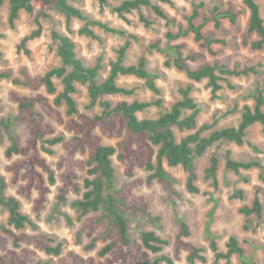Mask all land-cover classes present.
<instances>
[{"label":"rangeland","instance_id":"374dc122","mask_svg":"<svg viewBox=\"0 0 264 264\" xmlns=\"http://www.w3.org/2000/svg\"><path fill=\"white\" fill-rule=\"evenodd\" d=\"M261 5L264 18V0H257ZM121 1H110L109 5L101 7L95 0H76L73 4L81 9L92 21H98L118 30H124L127 35H134L131 39V48L126 56V64H137L139 59L144 57L147 61V68L153 75H157V85L162 90V105L153 106L140 118H155L163 111L171 108L178 100L182 99L180 89L188 84L193 85L192 96L196 99L201 112L198 116V126L210 124L214 129H221L228 126H237L241 121L242 114L246 107L255 105V95L258 90H264V49L254 50L251 43L259 40L255 33L248 32L250 11L242 0H172V3L158 4L162 7L168 18L157 16L149 7L134 10L125 14L123 19L114 11ZM204 3V7H199ZM219 11L214 13V7ZM34 12H22L15 27L9 24V5L5 4L0 10V31L3 34L0 42L2 44L3 57L0 58V72H8L12 78H21V71L26 70L30 75H43L48 70L61 65V58L58 53L59 41L54 37V32L71 38L77 45V54L87 65H94L101 62V81L105 80L111 69V64L117 60L119 49L125 44L126 37L121 34L105 32L99 26H90L100 37V40L92 39L79 33L86 21L72 19L68 24L67 18L55 8L45 5L41 1L34 2ZM199 11V16L194 20L195 25H203L202 33L206 39L214 38L224 40L225 43H214L212 45L216 55H212L206 48L200 46L195 40V34L189 25V18L194 10ZM231 11L238 14L235 24L229 19H219L218 13ZM145 16L152 24L146 26L141 21ZM220 20V27L216 21ZM40 29V36L27 42V54L24 50L18 51L22 39L34 31ZM173 37H170V35ZM218 62L225 64L232 69L236 65L240 69L250 66L257 69V73H249L242 76H222L220 84L223 89L214 98L212 88L208 79L202 81L191 80L186 70H197L200 66ZM180 64L185 70H179L176 65ZM58 93L63 90L61 80L54 79ZM118 83L127 88H136L132 96L113 95L106 99L114 103L119 101L132 102L134 100L153 101L157 96L148 88L146 80L135 76H120ZM78 93L74 96L79 111L88 115H95L101 112V107L89 108L90 99L88 86L78 84ZM19 96H33L41 93L51 100L55 95L47 93L45 87L38 91L30 90L27 87L16 85L12 79H0V121L10 120L13 122L12 133L22 146H28L29 155H38L43 158L56 177V185L50 186L51 193L43 209H34L38 193L33 192L31 197L20 194V187L26 183L22 178L17 184L13 182V174L8 167L20 162L24 158L15 155L8 158L7 149L11 141L2 127H0V177L6 184V194L14 197L22 203L23 212L28 215L36 228L27 227L24 230H16L9 225V213L0 204V222L13 231L16 235L38 240L41 243H50L56 246L62 243V253L59 256L47 254L38 250L27 241H19V246L8 236L6 232L0 231V258H4L9 251L20 253L22 249L36 251V256L29 264H71L70 254L87 260L92 258L95 264L103 259L99 256L100 249L109 241L111 232L107 225L103 224L94 232V240L88 238L84 231L86 222L94 218L95 214L81 215L72 203L83 197L86 191L83 179L86 173H81L80 187L78 193H71L68 203L63 205L61 212H56L54 206L58 187L61 183L62 170L58 168L61 158L65 155L63 143L51 146L44 140L35 139L34 128L37 125L48 123L55 131V136H62L68 141L72 135L64 130L44 111L36 107L29 118L22 119L18 104L13 101L12 94ZM66 106L61 107L64 118L68 119ZM192 111H187L186 115ZM179 138L195 132L180 131L174 128ZM205 132L204 134H209ZM96 134L100 136L102 143L116 147L118 139L104 135L99 129ZM53 136L47 137L51 139ZM247 142L249 144L238 146L231 142H220L208 149L207 153L196 162L197 180L196 186L200 189L199 194H193L187 189L188 173L182 167L165 168L173 176L176 182L171 189L166 188L158 181L151 184H144L136 188L135 193L143 197L149 204V210L153 218H160L157 226L146 222L137 214L134 215L135 222L132 227V234L135 240L140 242V230H154L157 234L168 241L165 252L173 257L174 243L180 230L177 215L183 217L190 226L191 236L188 241L206 249V263L216 264L215 254L210 248V240L206 234V227L209 225L211 232L216 236L219 251L226 252V244L230 236H236L245 250L247 261L250 264H264V128L256 124L248 130ZM46 150H51L48 153ZM235 161H256L260 168L242 170L235 173L226 168L227 152ZM213 156L219 158L218 185L214 187L212 180L205 177V169L209 166ZM79 159L87 161V154L79 153ZM116 169L117 185L130 181L125 175V167L113 157ZM25 171H23V175ZM47 179L48 174L43 172ZM149 172L143 169L135 171V179L146 180ZM242 191V197H236L235 193ZM257 191L263 203V214L259 218L255 215L246 217L240 213L243 206H252ZM247 219L251 220L249 229L245 225ZM137 225H140L139 228ZM51 239V240H50ZM188 252L181 253V260L177 264H188ZM217 264H242L241 259L234 255L230 263L222 259Z\"/></svg>","mask_w":264,"mask_h":264},{"label":"trees","instance_id":"16d2710c","mask_svg":"<svg viewBox=\"0 0 264 264\" xmlns=\"http://www.w3.org/2000/svg\"><path fill=\"white\" fill-rule=\"evenodd\" d=\"M36 1H41L62 13L67 18L68 24L71 23L72 19L86 21L85 26L79 31L81 35L100 40V37L90 27L99 26L105 32L121 34L126 37L125 44L118 51L117 60L111 64L110 73L103 81L100 78L103 69L101 62L87 65L79 58L76 43L59 32H54V37L59 41L60 66L37 76H32L26 70H22L21 78H12L10 73L0 72V79H12L14 84L27 87L33 91L45 87L48 94L55 95L54 100H51L41 93H36L30 97L13 93L12 99L18 104L22 119L29 118L34 109L39 107L47 116L63 126L67 133L72 135L68 141L62 136H55L54 128L48 123L37 125L33 131L35 139L44 140L51 146L59 143L64 144L65 155L58 164V168L62 170L60 176L62 184L58 187L54 210L62 213L61 208L68 203L69 195L81 191V173L85 172L86 177L83 181L86 191L81 199L72 203V206L83 216L95 214L94 218L89 219L84 226L88 238L94 240V232L103 224L107 225V229L111 232L109 241L99 251V256L103 261L98 264H177V261L181 260L183 251L188 252V264L206 263V249L187 240L191 236L190 226L183 217L178 215L180 230L175 239L173 257L165 252V247L169 244L168 241L161 238L154 230L138 229L140 242L134 239L132 227L135 222V214L155 226L160 221V218H153L148 202L143 197L136 195L135 190L144 184H151L155 180L171 189L176 180L166 170L165 164H167L169 167H182L188 173L186 184L188 191L199 194L201 191L196 186L197 160L204 156L208 149L216 143L231 142L238 146L245 144L252 146L246 140L248 130L256 124H260L264 128V90H258V94L255 95V105L245 108L237 126L214 129L213 125L204 124L199 127L198 116L201 109L192 96V84L180 89L182 99L176 101L170 109L163 111L155 118H140V113L146 112L153 106H161L163 99L161 97L162 90L156 83L158 76L151 74L148 70L147 61L144 57L140 58L137 64H126V56L132 44L131 39H136V36L127 35L124 30L111 28L101 22L90 20L81 9L73 4L76 0H0V10L5 4L9 5V24L14 28L22 12L30 14L34 12V2ZM95 1L101 7H105L109 5L111 0ZM112 1H121L114 11L123 19H126L125 14H130L143 7H149L157 16L167 19V14L158 2L172 3V0ZM242 1L250 11L248 32L259 36V40L252 42L251 47L254 50H262L264 49V18L261 5L257 0ZM204 6V3L199 4V7ZM218 11L219 7L215 6L214 13ZM198 16L199 11L195 9L189 18V25L195 34V40L212 55H216L212 45L225 43V41L214 38L206 39L202 33L203 25L194 24V20ZM218 16L219 19H229L233 24L238 18V14L231 11L220 12ZM141 21L146 26L152 24L143 15ZM216 25L220 27V20L216 21ZM169 35L173 37L171 34ZM39 36L40 29L26 35L22 39L18 51L24 50L29 54L30 52L26 48L27 42ZM2 37L3 34L0 31V40ZM2 57L3 51L0 42V58ZM176 67L179 70H185L180 64H177ZM186 73L194 81L208 79L213 97L217 98L218 92L223 89L220 84V80L223 79L222 76L248 75L249 73H257V69L250 66L240 69L238 65L230 69L225 64L221 65L215 62L204 64L197 70H186ZM120 76H135L146 80V85L157 96V99L153 101H119L116 103L106 99L113 95L132 96L136 93V88H127L118 83ZM54 79L61 80L63 85V90L59 93ZM78 84L88 86L89 108L93 109L100 106V113L88 115L79 111L77 101L74 98L78 93ZM64 105L67 108L68 119L64 118L61 112V107ZM187 111H192V113L186 115ZM0 127L4 129L11 141V145L6 151L7 157L11 158L18 155L24 158L7 168L13 174V182L17 184L22 178L25 179L26 183L21 185L19 189L20 194L25 197H31L34 191L38 193L34 209L39 211L43 209L48 200V195L51 193L50 186L56 185L55 174L43 158L38 155L30 156L28 146H22L19 143L12 133V121L1 120ZM174 128H178L180 131L195 130V132L179 138ZM98 129L104 135L118 139L116 147L103 144L100 136L96 134ZM209 131H211L209 134H204ZM50 136L53 138L47 139ZM46 151L52 153L51 150ZM79 153L87 154V161L79 159L77 157ZM115 155L124 165L126 177L131 179L121 186L117 185L116 169L113 163ZM226 159V168L235 173L261 167L256 161L233 160L230 151L227 152ZM137 169L149 172L146 180L134 178ZM23 171H25L24 175ZM218 171L219 158L213 156L209 166L205 169V177L212 180L214 187L218 185ZM43 172L48 174L50 185H48ZM6 189L5 181L0 177V204L9 213V225L20 231L27 227L36 228L32 219L23 212L20 200L8 196ZM242 195V191L235 193L236 197H242ZM240 213L246 217L255 215L260 218L262 216L263 203L258 191L252 206H243ZM250 225L251 220L247 219L246 229H249ZM139 226L137 225L138 228ZM0 231L6 232L18 246L19 241L24 240L47 254L59 256L62 253V243L51 246L50 243H41L36 239L18 236L13 231L8 230L1 222ZM206 234L210 240V248L215 254L216 264L222 259L230 263L234 255L241 259L242 264H250L247 261L245 250L236 236L229 237L226 244L227 251L221 252L216 242V236L211 232L209 225L206 227ZM35 256L36 251L29 249H22L20 253L9 251L4 258H0V264H29ZM70 262L71 264H95L92 258L84 260L73 254H70Z\"/></svg>","mask_w":264,"mask_h":264}]
</instances>
